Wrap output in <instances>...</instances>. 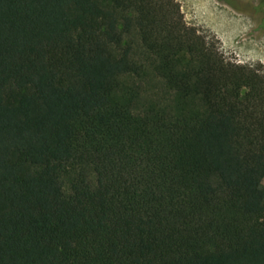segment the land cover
Listing matches in <instances>:
<instances>
[{
	"label": "trees",
	"instance_id": "obj_1",
	"mask_svg": "<svg viewBox=\"0 0 264 264\" xmlns=\"http://www.w3.org/2000/svg\"><path fill=\"white\" fill-rule=\"evenodd\" d=\"M263 179L264 74L173 0H0V264H264Z\"/></svg>",
	"mask_w": 264,
	"mask_h": 264
},
{
	"label": "rangeland",
	"instance_id": "obj_2",
	"mask_svg": "<svg viewBox=\"0 0 264 264\" xmlns=\"http://www.w3.org/2000/svg\"><path fill=\"white\" fill-rule=\"evenodd\" d=\"M173 1L185 24L214 42L225 61L251 65L264 74V0ZM178 61L184 66L192 58L182 53ZM64 188H68L65 180Z\"/></svg>",
	"mask_w": 264,
	"mask_h": 264
},
{
	"label": "flooded vegetation",
	"instance_id": "obj_3",
	"mask_svg": "<svg viewBox=\"0 0 264 264\" xmlns=\"http://www.w3.org/2000/svg\"><path fill=\"white\" fill-rule=\"evenodd\" d=\"M261 9H264V2H263V4L261 5ZM247 12V11H246Z\"/></svg>",
	"mask_w": 264,
	"mask_h": 264
}]
</instances>
